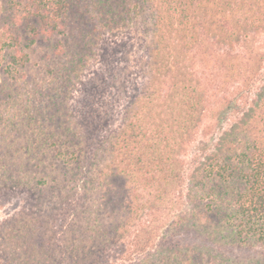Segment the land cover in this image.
<instances>
[{
  "label": "trees",
  "instance_id": "trees-1",
  "mask_svg": "<svg viewBox=\"0 0 264 264\" xmlns=\"http://www.w3.org/2000/svg\"><path fill=\"white\" fill-rule=\"evenodd\" d=\"M256 1L0 0V189L32 196L0 224V264H264L260 69L179 152L207 97L178 60L182 44L215 29L234 50L256 30ZM251 11L245 28L228 27ZM121 35H144L141 104L159 99L157 75L179 79L176 114L156 125L143 104L92 139L72 94Z\"/></svg>",
  "mask_w": 264,
  "mask_h": 264
},
{
  "label": "rangeland",
  "instance_id": "rangeland-1",
  "mask_svg": "<svg viewBox=\"0 0 264 264\" xmlns=\"http://www.w3.org/2000/svg\"><path fill=\"white\" fill-rule=\"evenodd\" d=\"M256 4H258V10L257 7L254 9L255 18L258 21L255 24L256 30L248 32L240 39L239 44H233L234 50L225 47L226 44L223 43L226 39L225 34L215 29L204 32V40H202L204 42L182 44L183 58L178 60H185L184 72L189 74L187 79L192 83L201 82L207 91L206 102L202 107L204 114L197 129L189 133L180 145L179 152H183L182 154L189 155L195 143L205 140L202 129L212 123L210 112H215L218 105L225 104L236 95L239 96V93L245 89V76L260 69L261 77L264 78V0H257ZM252 14V11L240 14L241 20L234 22H232L233 17L227 15L231 21L228 27L237 25L239 28H245V17ZM220 17L217 15L216 20L219 21ZM115 34L120 35V32ZM143 36L138 35L137 40L134 36L131 38V35L108 38L110 41L105 45L100 60L92 68L101 80L96 81L92 71H88L73 92V99L70 102L71 112L75 114V119L77 117L81 124L88 128L90 138L98 140L100 137H105L121 126L127 115L138 111L143 104L145 109L141 110L142 113L146 118L149 116L148 122H155L156 125L169 119L172 114H176L172 112V106L175 107L173 101L176 102L179 99L176 93L179 88L177 84L179 79L172 82L168 77L157 75V80L155 79L157 84L155 81L153 85H156L159 99L152 103L153 106L148 102L141 104V93L150 90L148 89L149 76L152 74L144 64L147 60L144 44L142 41L141 45L138 42ZM122 38L126 42L124 45L121 44ZM201 42L203 46L199 47ZM114 77H116L115 81L112 80ZM253 99L254 97H251L248 101ZM31 197L26 190L0 189V224L32 202Z\"/></svg>",
  "mask_w": 264,
  "mask_h": 264
}]
</instances>
